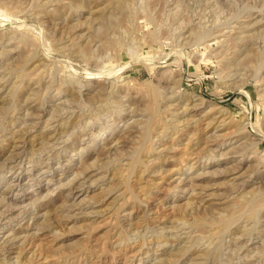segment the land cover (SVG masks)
I'll return each mask as SVG.
<instances>
[{
    "label": "rangeland",
    "instance_id": "374dc122",
    "mask_svg": "<svg viewBox=\"0 0 264 264\" xmlns=\"http://www.w3.org/2000/svg\"><path fill=\"white\" fill-rule=\"evenodd\" d=\"M8 89L0 264H264V0H0Z\"/></svg>",
    "mask_w": 264,
    "mask_h": 264
},
{
    "label": "bare ground",
    "instance_id": "6f19581e",
    "mask_svg": "<svg viewBox=\"0 0 264 264\" xmlns=\"http://www.w3.org/2000/svg\"><path fill=\"white\" fill-rule=\"evenodd\" d=\"M34 57H36V56H34V55H29V57L28 56H26V61H28V62H30V61H32V60H34ZM13 63V62H12ZM25 64V63H24ZM14 65V64H13ZM24 67V66H23ZM19 68V67H18ZM21 72L22 73H26V69H21ZM20 73V72H19ZM19 76V75H18ZM25 76V75H24ZM23 76V77H24ZM22 77V78H23ZM26 82H28V86H29V84H30V82L29 81H27L26 79H24ZM19 82V81H18ZM26 82H25V84H26ZM71 84V83H70ZM27 85V84H26ZM15 86V85H14ZM13 86V87H14ZM19 89V88H18ZM8 91L10 92V89H8L7 91H6V93H4V92H0V95L1 94H4L2 97H3V99L5 100L6 99V97H7V95H9L8 94ZM13 91H14V89H13ZM16 92H17V94L16 95H18V93H19V90H16ZM26 93V92H25ZM10 94H11V92H10ZM30 94V93H29ZM29 94H27V95H25V94H23V96L21 95V94H19V96L18 97H21L22 99H24L25 100V102H29L30 100H31V98L29 97L30 95ZM154 94V97L156 96V98H157V94L156 93H153ZM153 97V98H154ZM1 98V97H0ZM20 99V98H19ZM177 100H180V101H184V99H187L186 98V96H178L177 98H176ZM176 99H175V101H176ZM194 105H196V103L194 104ZM194 107V106H193ZM184 109H186V110H190L189 108H188V105L187 106H185L184 107ZM176 110H178V109H176ZM174 111V113H172L173 115H175V119L172 121V123H171V125L170 126H172V130L171 131H173V129H177L176 131H174V132H171V133H169L168 132V135H166V136H168V138H171V137H173L174 135H175V133H177V131L179 130L178 128H180L181 130L182 129H184L185 130V128H194V127H196V125L194 126H192V127H190V125L191 124H189V123H191V122H189V116L187 117L186 115L187 114H185L186 112H181V113H183V114H181V113H179V112H177V111ZM188 112V111H187ZM189 113V112H188ZM221 113V112H220ZM223 115V114H222ZM187 117V118H186ZM214 120V119H213ZM224 120V122L227 120H225V119H223ZM197 121H198V119H196V120H194V123L195 124H197ZM170 123V122H169ZM56 126V125H55ZM208 126V125H207ZM206 126V127H207ZM146 127V126H145ZM67 128V127H66ZM147 128V127H146ZM145 128V129H146ZM180 130V131H181ZM24 132V131H23ZM144 132H149V128H147L146 130H144ZM20 133V132H19ZM150 133V132H149ZM194 133V132H193ZM160 136H162V135H160ZM164 136V135H163ZM166 136H164V137H166ZM167 139V138H166ZM196 142V141H195ZM221 146V145H220ZM192 147V146H191ZM190 149V148H189ZM192 150V149H191ZM195 150V149H194ZM191 152H193V151H191ZM8 157V156H7ZM149 157V156H148ZM7 159V158H6ZM148 159V158H147ZM147 159H145V158H143V156L141 155V152L139 153H135L134 154V156H133V159L131 160V162H130V169H131V173H134L135 171H136V168L138 167V166H142L143 165V167H144V169L142 170V173H143V171H145V170H147V167H148V163H149V160H147ZM119 183V182H118ZM124 192V191H123ZM132 192V196L134 197V196H136L135 194H134V190H132L131 191ZM119 195H121V193L119 194ZM122 196V195H121ZM246 196V195H245ZM134 198H136L137 200H136V205H134L133 206V208H132V210L130 211V212H128L129 213V216H133L134 217V219H136L137 221H135V222H132L131 223V225H133V224H135L134 226L135 227H138L140 224H142V222L145 220H151V222H158L159 220H160V218H159V216L158 215H156V216H149L148 214H146L147 212H148V210H150L149 208H147V204L144 202V199L142 200L141 198H138L137 196L136 197H134ZM124 200H125V198H124ZM124 204V203H123ZM96 205V204H95ZM121 205H122V203H121ZM144 206L146 207V209L144 208ZM118 207H120V203H119V206ZM113 208V207H112ZM140 209V210H139ZM116 210V209H115ZM151 211V210H150ZM127 214V213H126ZM128 216V217H129ZM127 217V216H126ZM130 218V217H129ZM133 219V218H132ZM138 220H140V224L138 225L137 224V222H138ZM130 221V220H129ZM130 225V226H131ZM138 225V226H137ZM143 225V224H142ZM131 229V228H130ZM128 230V229H127ZM140 245V244H139ZM138 246V245H137ZM141 246V245H140ZM139 246V247H140ZM186 245H184V246H181V247H179V249H182L183 247H185ZM142 248V247H141ZM20 249V248H19ZM21 249H22V247H21ZM20 249V250H21ZM140 250V249H139ZM21 252V251H20ZM138 252V251H137ZM181 252V251H180ZM135 253V252H134ZM139 253V252H138ZM141 253V252H140ZM204 253H206V252H204ZM204 253H202L201 255H204ZM130 256V255H129ZM199 256H200V254H199ZM205 256V255H204ZM130 258V257H129ZM128 258V259H129ZM130 259H132V258H130ZM133 259H134V257H133ZM20 264V263H19ZM125 264H127V263H125Z\"/></svg>",
    "mask_w": 264,
    "mask_h": 264
}]
</instances>
